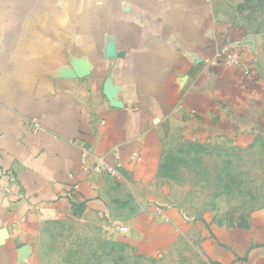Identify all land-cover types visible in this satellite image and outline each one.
<instances>
[{
	"label": "crops",
	"instance_id": "crops-1",
	"mask_svg": "<svg viewBox=\"0 0 264 264\" xmlns=\"http://www.w3.org/2000/svg\"><path fill=\"white\" fill-rule=\"evenodd\" d=\"M261 3L251 0V10ZM243 7L0 0V173L9 187L0 264H54L53 228L89 216L141 254L196 225L217 264H264V206L223 225L195 223L162 177L170 141L264 142V40L248 31ZM224 49L240 63H226ZM127 186L145 189L133 194L140 211Z\"/></svg>",
	"mask_w": 264,
	"mask_h": 264
},
{
	"label": "rangeland",
	"instance_id": "rangeland-1",
	"mask_svg": "<svg viewBox=\"0 0 264 264\" xmlns=\"http://www.w3.org/2000/svg\"><path fill=\"white\" fill-rule=\"evenodd\" d=\"M239 1L245 8L239 14L248 31L264 40V0H258L263 2L259 10H251V0ZM165 151L163 163L169 170L162 177L169 178L170 200L192 222L205 220L209 225H223L237 212L264 206L263 141L181 138L170 141ZM123 190L132 211H140L133 194L144 195L145 189L127 186ZM178 223L182 225L181 221ZM106 225L107 220L105 224L102 218L91 216L89 221H62L47 237L49 259L54 264H217L205 250L204 238L196 225L181 226V231L164 241L166 248L152 254L138 253L134 246H121L114 231L104 232Z\"/></svg>",
	"mask_w": 264,
	"mask_h": 264
},
{
	"label": "built area",
	"instance_id": "built-area-1",
	"mask_svg": "<svg viewBox=\"0 0 264 264\" xmlns=\"http://www.w3.org/2000/svg\"><path fill=\"white\" fill-rule=\"evenodd\" d=\"M219 56H224L226 63L231 64V65L239 64L241 61V56L238 53L229 52L226 49L221 51ZM35 126L38 128L39 124L36 122ZM109 171L115 174V171L113 168H109ZM8 192H9V187L8 185L5 184L3 180V175L0 173V194L5 195ZM124 229H127V228H124Z\"/></svg>",
	"mask_w": 264,
	"mask_h": 264
},
{
	"label": "trees",
	"instance_id": "trees-1",
	"mask_svg": "<svg viewBox=\"0 0 264 264\" xmlns=\"http://www.w3.org/2000/svg\"><path fill=\"white\" fill-rule=\"evenodd\" d=\"M168 170H169V168L167 167V165L163 163L162 171L163 172H168Z\"/></svg>",
	"mask_w": 264,
	"mask_h": 264
}]
</instances>
